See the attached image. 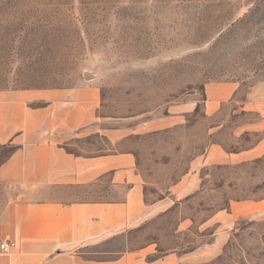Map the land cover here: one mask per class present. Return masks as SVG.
<instances>
[{
	"label": "rangeland",
	"instance_id": "obj_1",
	"mask_svg": "<svg viewBox=\"0 0 264 264\" xmlns=\"http://www.w3.org/2000/svg\"><path fill=\"white\" fill-rule=\"evenodd\" d=\"M220 85L234 91L208 117ZM82 89L94 92V126L126 134L115 147L136 154L145 203L158 204L130 236L136 245L182 254L200 244V264H264V207L219 227L231 204H264V153L198 158L264 138L235 136L261 121L264 0H0V92Z\"/></svg>",
	"mask_w": 264,
	"mask_h": 264
},
{
	"label": "crops",
	"instance_id": "obj_2",
	"mask_svg": "<svg viewBox=\"0 0 264 264\" xmlns=\"http://www.w3.org/2000/svg\"><path fill=\"white\" fill-rule=\"evenodd\" d=\"M212 91L218 93L207 96L208 117L234 87L213 86ZM255 105L261 121L239 127L235 136L264 131V101ZM95 118L94 92L88 89L69 94L0 92V240L15 244L11 254H0V264L204 262L205 245L180 254L160 251L155 241L136 245L130 238L147 215L157 212L158 204L145 203L136 154L115 147L126 134L96 128ZM263 153L264 138L230 154L213 144L198 158L201 165L238 164ZM185 179L165 200L175 197ZM263 207L253 202L231 204L219 227H231Z\"/></svg>",
	"mask_w": 264,
	"mask_h": 264
},
{
	"label": "built area",
	"instance_id": "obj_3",
	"mask_svg": "<svg viewBox=\"0 0 264 264\" xmlns=\"http://www.w3.org/2000/svg\"><path fill=\"white\" fill-rule=\"evenodd\" d=\"M14 249V243L11 241L0 240V254H10Z\"/></svg>",
	"mask_w": 264,
	"mask_h": 264
}]
</instances>
